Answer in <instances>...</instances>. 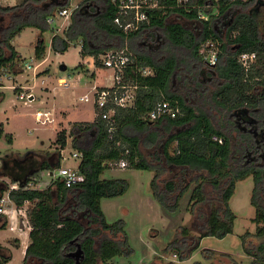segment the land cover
Instances as JSON below:
<instances>
[{
  "label": "trees",
  "instance_id": "obj_1",
  "mask_svg": "<svg viewBox=\"0 0 264 264\" xmlns=\"http://www.w3.org/2000/svg\"><path fill=\"white\" fill-rule=\"evenodd\" d=\"M69 5L70 0L0 3V77L23 72L25 61L14 39L26 27L41 30L35 55L46 58L43 32L49 19ZM263 13L264 0H191L189 6L159 0V6L147 10L148 20L139 29L126 32L115 21L120 14L113 0L78 4L64 33L54 32L52 50L64 53L79 41L82 56H92L96 66L103 68L102 54L129 46L136 58L126 70V80L138 86L136 100L132 107L117 108L113 122L96 117L73 122L69 134L66 129L59 131L54 160L33 152L0 158L2 172L19 185L10 191L11 200L18 208L30 204V242L21 264H107L130 252L124 221L109 223L101 203L105 197L128 191L126 179L102 178L107 169L122 161L128 167L154 170L153 194L170 210L178 207L181 196L194 184L191 212L198 222H205L199 224L198 235L189 226L181 227L170 243L168 248L181 259L190 257L202 238H222L234 232L237 213L230 200L237 183L252 177L250 201L256 227L254 232L246 230L241 240L251 264H264ZM209 39L221 47L215 64L207 63L200 51ZM243 53L256 54L248 68L239 61ZM83 65L77 68L83 70ZM137 65L149 67L151 74L143 75ZM4 97L0 89V100ZM201 99L222 111L219 126L199 106ZM165 101L178 112L150 119L151 111ZM3 136L14 140L1 122ZM69 136L82 153L77 169L84 180L68 187L57 177L47 187H37L43 170L61 166V150ZM10 185L0 181V197ZM9 222L0 215V230ZM79 247L82 254L77 260L73 254ZM204 251L214 257L211 249ZM11 259L10 248L0 243V264Z\"/></svg>",
  "mask_w": 264,
  "mask_h": 264
},
{
  "label": "rangeland",
  "instance_id": "obj_2",
  "mask_svg": "<svg viewBox=\"0 0 264 264\" xmlns=\"http://www.w3.org/2000/svg\"><path fill=\"white\" fill-rule=\"evenodd\" d=\"M81 1L70 0L68 8L74 9ZM261 8L263 9V6L259 9ZM70 22L71 15L68 18L55 15L54 21L43 32L47 46V60L42 64V60L35 55V45L41 33L39 28L26 27L14 39V45L23 56L25 63L22 73L16 76L4 73L0 77V85L2 84V91L5 94L4 100L0 101V122H4L6 132L14 135L13 142H10L6 136L0 138V153L5 155L19 152L26 155L32 150L44 152L48 158L57 149L55 140L60 128L67 127L70 130L72 121H93L97 117L93 100L84 101L80 97L90 90L89 93H93L95 90L93 85L112 86L114 83L113 70L105 66L103 68L107 69H99L98 82L97 79L91 77L90 73L98 67L95 66L92 56H82L79 41L73 42L64 53L52 50L51 41L54 32L63 34ZM64 64L67 69H63ZM81 64H84V68L87 66L89 71L78 73L77 66ZM37 66H40L38 70ZM47 69L49 70L46 71ZM42 70L44 72L37 75V72ZM60 78L68 81L70 86H66ZM21 86L31 88V90H20L25 91L26 94L31 92L34 97L22 100L14 90ZM199 106L209 113L215 126L222 123L223 113L212 105L211 101L201 99ZM47 110L52 111V121L46 120L44 115L37 116L38 111L44 113ZM61 110L69 111L66 118L59 114ZM72 140L73 137H68V144L62 149L61 166L76 169L80 157L74 156V153L79 154L80 150L72 144ZM0 173H2L1 164ZM40 174L41 177L36 180L37 183H41V186L51 183L53 177L51 171L43 170ZM154 174V170L124 167L121 162L112 165L103 173L102 178H124L129 182V189L125 194L102 199V208L107 221L109 223L124 221L130 249L129 253L118 255L107 264H195L196 262H201V264H251V257L244 252L241 235L246 230L254 232L256 227L252 220L255 216V207L250 201L254 186L252 177L237 183V189L230 200L231 207L237 213L234 232L222 238L217 236L202 238L199 247L191 253L190 257L181 259L175 250L168 248L170 243L180 234L181 227L189 226L192 228V234L198 235L199 224L205 222L203 219L199 223L191 212L190 198L194 184L181 196L178 207L170 210L163 206L153 194L151 182ZM22 215L17 216L19 223L23 218ZM7 217L10 222L6 229L0 230V241L6 243L8 239L16 236L20 240L24 239V229L20 227V224L16 229H12L11 215ZM25 220L27 216L24 215ZM253 240L257 242V239L253 238ZM11 247L14 256L7 264L21 263L23 261L22 248L14 247L12 244ZM205 249L214 251V257L208 256ZM99 264L102 263L99 262Z\"/></svg>",
  "mask_w": 264,
  "mask_h": 264
},
{
  "label": "built area",
  "instance_id": "obj_3",
  "mask_svg": "<svg viewBox=\"0 0 264 264\" xmlns=\"http://www.w3.org/2000/svg\"><path fill=\"white\" fill-rule=\"evenodd\" d=\"M177 1L182 5L189 6V1L191 0ZM228 1L233 2L238 0ZM113 2L118 4L120 14L116 17L115 21L120 26H122L126 32H132L139 29L142 23L148 20L147 10L159 6V0H113ZM74 9H61L58 12V15L68 18L72 14ZM122 16L124 17L125 22H123ZM53 21L54 17L49 19L50 23H52ZM200 51L204 55L207 63L215 64L217 62L219 45L214 40L209 39L208 41H206L202 45ZM135 58V53L131 49H129L128 46L119 50H110L101 55L103 65L108 69L113 70L114 83L110 87L95 88V91L92 95L86 94L82 97V99H84L85 101L93 100L97 117H101L113 122V116L116 113L117 108H128L134 105L136 100V89L138 86L136 84H133L129 80H126V70L132 63L135 62ZM255 59V53H243L239 56V61L246 68H248L255 61ZM138 66L139 65H137V69H139V71L143 75L151 74V69L149 67ZM63 83H66V81H63ZM21 97L23 98L25 97V95H21ZM177 112L178 108L175 109L174 107H172L168 101H165L164 103L159 102L156 108L151 111L149 117L153 120L161 117L164 114H175ZM43 115L46 117V120H53L52 118H50L49 112L37 113L38 117H41ZM74 156L81 158L82 153H74ZM121 165L125 167L127 166V162L122 161ZM51 174L53 175V178L59 177L60 179H62L65 185L68 187H71L75 183L84 180V175L77 168L72 169L65 166H59L51 171ZM16 188H19V185L12 184L10 186V189L0 197V215H11L12 229H15L16 227H18V224H20L16 218L18 208L17 206H15V203L11 200L10 197V191ZM22 220L25 223L26 220L24 221V217L22 218Z\"/></svg>",
  "mask_w": 264,
  "mask_h": 264
},
{
  "label": "crops",
  "instance_id": "obj_4",
  "mask_svg": "<svg viewBox=\"0 0 264 264\" xmlns=\"http://www.w3.org/2000/svg\"><path fill=\"white\" fill-rule=\"evenodd\" d=\"M24 0H0V3L1 4H4V5H14V4H19V3H21V2H23ZM81 47V46H80ZM18 50V49H17ZM19 51V50H18ZM47 60V56H46V58L45 59H43L42 61H41V64L42 63H44L45 61ZM95 63V62H94ZM40 64V65H41ZM86 66V65H85ZM95 66H96V64H95ZM38 67H40V66H37V70H38ZM97 67V66H96ZM67 69V68H66ZM99 69H107V68H100V67H98V69L97 70H94V71H92L91 73H90V76L91 77H93L94 79H97L98 78V70ZM43 71V70H42ZM42 71H38L37 73H39V72H42ZM89 71V69H87V66H86V68H83V70H78V73H80V72H88ZM93 73H95V74H93ZM60 81H65L64 80V78H60ZM97 82H98V79H97ZM66 86H70L69 85V83H68V81H66V83H64ZM73 86H75V84H73ZM104 87H110V86H107V85H93V88L95 89V88H104ZM1 90H2V87L0 88ZM20 89H25V90H31V88H26V87H16V88H14V90L19 94V97L22 99V100H26V99H31V98H33L34 97V95L30 92V93H28V94H26V92L25 91H22V90H20ZM95 91V90H94ZM89 92H91V90L90 91H88L87 93H85L84 95H86V94H90V95H92L93 93H89ZM21 95H25V97H21ZM29 95H30V98H29ZM83 95V96H84ZM83 96H81L80 97V99L81 100H84V99H82V97ZM5 98V97H4ZM4 100V99H3ZM3 100H0V101H3ZM85 101V100H84ZM38 112H41V111H38ZM37 112V113H38ZM45 112H49V115H50V117H52V119H53V116H52V111H50V110H47V111H45ZM68 113H69V111L68 110H61L60 111V115H62L63 116V118H66L67 116H68ZM76 121H85V120H75V121H72V122H70V124H71V127H72V123L73 122H76ZM59 122H61V120L59 121ZM1 123V122H0ZM3 124H4V122H2ZM69 127H70V125H69ZM4 128H5V124H4ZM63 129H66L67 130V132H68V134L70 133V130H68L67 129V127H63V128H60L58 131H57V134H56V136L58 135V132L59 131H61V130H63ZM5 131H6V128H5ZM8 133V132H7ZM12 134V133H11ZM13 135V134H12ZM13 137H14V135H13ZM70 137V136H69ZM57 149H55L54 150V152L53 151H51V152H53V154L51 155V156H49L48 158H49V160L51 161V160H53V158H54V156H56V154H57ZM29 152H33V153H35L37 156H42V157H44V158H46V155L47 154H45L44 152H37V151H32V150H30ZM28 152V153H29ZM14 155V156H16V157H18V158H20V157H23V156H25V155H23V154H21V153H19V152H11V153H7V154H2V153H0V158L1 157H3V156H6V155ZM61 154H62V150H61ZM47 158V159H48ZM2 163V161H1V159H0V164ZM39 177H41V174H40V176ZM39 177H38V179H39ZM9 179H10V177L9 176H7L6 175V173H0V181H7V182H10L11 183V185L12 184H16L17 185V183H15V182H11V181H9ZM52 179H53V177H52ZM50 183V182H49ZM10 185V186H11ZM48 185V184H47ZM47 185L46 186H41V183H37V187H39V188H45V187H47ZM16 189H18V188H16ZM8 191V190H7ZM6 193V192H5ZM4 193V194H5ZM102 203V202H101ZM16 206V205H15ZM28 206H29V203H27L25 206H24V210H23V207L22 208H18V211H17V213H16V218H17V216H19L20 214H23L22 216L24 217V215L25 216H27V208H28ZM103 209V208H102ZM22 216H21V218H22ZM20 227L22 228V229H24L23 230V236H24V239H21L20 240V238L19 237H15V238H11V239H8V241L5 243V242H2V241H0V243L2 244V245H4V246H6V247H8V248H10V250L12 251V258H13V256H14V251H13V249H12V247H11V244L14 246V247H18V248H22V254H23V259H24V257H25V253H26V249H27V246H28V244H29V242H30V237H29V233H30V229H31V227H30V224H29V222H27V220L25 221V223H24V225H20ZM17 228V227H16ZM15 228V229H16ZM19 238V239H18ZM13 241V242H12ZM22 263V262H21ZM21 263H18V264H21Z\"/></svg>",
  "mask_w": 264,
  "mask_h": 264
},
{
  "label": "water",
  "instance_id": "obj_5",
  "mask_svg": "<svg viewBox=\"0 0 264 264\" xmlns=\"http://www.w3.org/2000/svg\"><path fill=\"white\" fill-rule=\"evenodd\" d=\"M62 67H63V69H66L67 68L65 64ZM20 225L21 226L24 225V222H23L22 219L20 220ZM81 254H82V249L79 247L77 249V251L73 255L77 258V260H79Z\"/></svg>",
  "mask_w": 264,
  "mask_h": 264
},
{
  "label": "flooded vegetation",
  "instance_id": "obj_6",
  "mask_svg": "<svg viewBox=\"0 0 264 264\" xmlns=\"http://www.w3.org/2000/svg\"><path fill=\"white\" fill-rule=\"evenodd\" d=\"M12 168L14 169V166H12Z\"/></svg>",
  "mask_w": 264,
  "mask_h": 264
}]
</instances>
